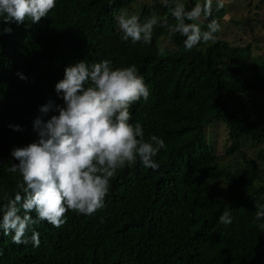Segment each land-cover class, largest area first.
Wrapping results in <instances>:
<instances>
[{"label": "trees", "instance_id": "1", "mask_svg": "<svg viewBox=\"0 0 264 264\" xmlns=\"http://www.w3.org/2000/svg\"><path fill=\"white\" fill-rule=\"evenodd\" d=\"M184 2L191 8L197 0ZM122 12L175 23L162 0H56L39 23L0 22V29H12L0 34V198L20 180L6 170L18 163L11 150L37 139L39 107L50 99L63 104L55 84L66 66L81 60L135 65L150 95L132 106L131 122L141 123L146 139L156 135L166 145L157 171L139 163L119 171L94 215L69 211L59 229L34 226L39 247L0 234V264H264V221L253 223L264 206V52L254 54L250 42L231 45L218 33L216 43L185 51L176 34L160 57L168 27L156 26L150 44H132L121 39ZM224 13L213 0L202 28L211 19L220 23ZM214 123L226 130L222 156L234 161H218L204 131ZM220 180L226 185L215 198L210 185ZM226 209L227 226L218 222Z\"/></svg>", "mask_w": 264, "mask_h": 264}, {"label": "clouds", "instance_id": "2", "mask_svg": "<svg viewBox=\"0 0 264 264\" xmlns=\"http://www.w3.org/2000/svg\"><path fill=\"white\" fill-rule=\"evenodd\" d=\"M162 3L174 24L169 27L168 18L156 14L142 21L139 15L122 12L118 17L121 39L150 44L159 25L168 27L169 41L176 34L184 37L185 51L218 41L219 21L211 19L207 30L202 28L203 20L212 16L213 0H197L191 8L184 0ZM224 3L216 0V10ZM55 7L56 0H0V22L39 23ZM11 31L4 27L0 34ZM157 54L165 57L166 47L161 45ZM17 75L26 79L22 73ZM55 91L63 104L50 99L39 107L40 115L33 120L37 139L13 148L11 156L18 163L6 169L19 173L20 180L13 193L0 198V234L11 235L17 245L39 247L40 234L34 226L42 222L59 229L66 224L69 211L91 216L102 210L110 182L119 171L137 163L157 171L160 164L156 157L166 148L162 138L150 135L146 139L141 123L131 122L132 106L147 101L150 95L135 65L114 68L109 59L94 63L81 60L65 67ZM50 112L55 114L49 117ZM10 127L20 130L19 125ZM260 221H264V206L256 211L253 223ZM218 222L225 226L232 223L229 209ZM259 228L264 231V223H259Z\"/></svg>", "mask_w": 264, "mask_h": 264}, {"label": "rangeland", "instance_id": "3", "mask_svg": "<svg viewBox=\"0 0 264 264\" xmlns=\"http://www.w3.org/2000/svg\"><path fill=\"white\" fill-rule=\"evenodd\" d=\"M146 3L154 0H144ZM160 1V0H159ZM225 13L220 19L221 31L218 37L228 41L231 45L236 43L244 44L250 42L251 50L254 54L264 52V0H225ZM160 45H164L166 50L172 49L171 43L166 38H160ZM250 75L255 72L250 70ZM264 99V91L260 93ZM213 142L218 161H234L222 156L223 148L227 145L226 130L220 123H214L212 126L205 128ZM263 148V145H259ZM253 149L246 148L247 155H250ZM236 159V155L232 156ZM210 185V190L217 197H221L222 186L225 182H214Z\"/></svg>", "mask_w": 264, "mask_h": 264}]
</instances>
